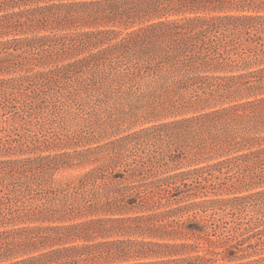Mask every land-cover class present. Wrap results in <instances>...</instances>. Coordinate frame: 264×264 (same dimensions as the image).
Returning a JSON list of instances; mask_svg holds the SVG:
<instances>
[{
	"label": "trees",
	"instance_id": "16d2710c",
	"mask_svg": "<svg viewBox=\"0 0 264 264\" xmlns=\"http://www.w3.org/2000/svg\"><path fill=\"white\" fill-rule=\"evenodd\" d=\"M49 24L55 25L51 26L52 30L68 27H81L82 30L13 37L0 42V51L20 48L26 52L30 47L43 48L47 45L50 50L58 48L57 53L60 51L68 57L76 55V58L43 71L1 78V98L7 99L15 87L24 86L27 90L33 85L52 82L89 67L97 73L112 74L114 81L119 80L120 86L126 88L122 90L123 94L127 99L134 100L130 104L132 110H209L155 124L117 139L106 150L111 156L109 162L71 186V203L55 208L29 209L26 216L19 211L14 212L17 218L6 220L17 222L46 214L74 215L84 210L106 214L112 208H126V199L130 196H134V203L138 206L147 202L159 206L162 199L170 197L172 190H180L181 195L196 198L199 195L197 191L204 193L200 189L206 188L211 179L220 180L221 175L235 170L236 184H231L226 191L259 188L232 198L191 201L180 208L192 212L195 217V209L205 212L216 204L233 203V207H239V203L245 202L243 206L253 211L248 228L256 229L263 224L264 146L258 142L264 140V0H0L2 35L32 32ZM124 140L130 141L126 143ZM153 140H198L195 145L200 152L227 153L240 151L248 145L258 144L259 147L156 181L134 180L131 184L103 192H87L86 187L100 178L104 170L122 165L127 167L124 161L128 158H132L134 164L132 169L126 170L129 177L135 179L142 176L147 162L156 156L140 147L142 143L153 145ZM31 160L0 162L4 164L0 173L13 176ZM177 181L180 185L171 188L170 185ZM213 182L209 185L214 188ZM154 183H161L156 192L148 189ZM223 185L220 184L219 189ZM162 219L160 214L133 219L98 217L83 224L22 226L0 231V264L57 263L64 258V252H67V258L71 257L73 249L77 251V256L86 253V259H108L132 244L141 247L151 244L180 246L143 241H106L83 247L88 252H83V249L78 251L77 246L55 248L2 263L17 255L11 247L12 241H6L8 235L25 236L27 243L23 247L38 251L72 235L78 236L80 233L76 231L82 225L88 230L96 224L102 228L119 220H142L150 224L146 226L148 231H165V235L176 233L184 225V222L179 224L174 221L165 225L153 223ZM136 227L139 228V224Z\"/></svg>",
	"mask_w": 264,
	"mask_h": 264
},
{
	"label": "rangeland",
	"instance_id": "374dc122",
	"mask_svg": "<svg viewBox=\"0 0 264 264\" xmlns=\"http://www.w3.org/2000/svg\"><path fill=\"white\" fill-rule=\"evenodd\" d=\"M51 26L55 25L49 24L32 32L20 31L15 35L0 34V42L13 37L82 30L81 27L52 30ZM56 50H50L47 45L43 48L30 47L26 52L20 48L1 50L0 79L43 71L76 58V55L68 57ZM122 90L126 88L120 86L119 80L114 81L112 74L104 75L86 67L55 81L33 85L27 90L24 86L15 87L11 89L12 93L8 90L10 95L7 99L0 97V162L27 158L33 160L13 176L0 173V231L22 226L83 224L98 217L133 219L149 214L163 216L162 221H153L156 225L172 221L179 224L184 222V225L170 235H165V231H148L146 226L150 224L142 220H119L107 223L102 228L96 224L88 230L82 225L76 231L80 233L78 236L72 235L52 247H42L38 251L23 247L27 243L25 236L8 235L6 241H12L11 247L17 255L2 263L28 258L55 248L77 246L78 251L83 249V252H88L83 247L98 242L143 241L180 246L151 244L141 247L132 244L108 259H86V253L77 256V251L73 249L71 257L67 258V252H64V258L52 264H264V260H261L264 257V222L256 229L248 228L253 211L248 206H243L245 202H236L240 204L239 207H233V203L216 204L205 212L200 208L195 209V217L192 212L180 208L191 201L232 198L259 188L249 191L239 189L232 191L233 193L226 191L231 184H236L235 170L227 171L220 176V180L211 179L209 183L214 181V188L207 182L206 188L200 189L204 193L197 191L199 195L196 198L181 195L180 190H172L170 197L162 199V205L159 206L151 202L138 206L134 203V196H130L126 199V208H112L106 214H93L84 210L74 215L31 216V219H19L22 221L17 222L5 219L15 218L16 215L13 214L18 211L25 215L29 209L44 206L55 208L71 203V186L77 184L87 173L109 162L111 156L106 150L117 139L155 124L187 118L209 110L193 108L164 112L142 108L136 111L130 109L133 98L127 99ZM124 141L127 143L130 140ZM195 141L198 140H153V145L148 146L142 143L140 149L156 156L147 162L141 172L142 176L135 179L129 177L126 170L132 169L134 164L132 158H128L124 161L127 167L122 165L104 170L100 178L86 187L87 192H103L131 184L134 180L156 181L182 171L212 165L259 147L258 144L248 145L240 148V151L227 153L200 152ZM258 143L264 146V140ZM3 165L0 164V167ZM220 184H224L222 189H219ZM179 185L177 181L170 187ZM160 186L161 183H154L148 189L156 192V188ZM138 224L139 228L136 227Z\"/></svg>",
	"mask_w": 264,
	"mask_h": 264
}]
</instances>
